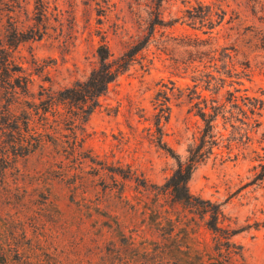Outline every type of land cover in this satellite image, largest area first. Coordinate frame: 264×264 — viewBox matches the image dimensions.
I'll use <instances>...</instances> for the list:
<instances>
[{
  "label": "rangeland",
  "instance_id": "1",
  "mask_svg": "<svg viewBox=\"0 0 264 264\" xmlns=\"http://www.w3.org/2000/svg\"><path fill=\"white\" fill-rule=\"evenodd\" d=\"M42 1L36 20L34 0H0V169L7 175L0 184V264H264V0ZM154 6L158 20L146 44L73 129L83 154L98 162L85 157L78 164L64 154L72 128L58 120L52 143L11 153L8 75L28 77L14 110L17 125L26 107L35 126L37 114L24 101L85 78L100 42L116 55L146 36ZM208 8L211 22L186 16ZM184 35L208 38L215 59L188 61L194 55ZM207 70L224 78L216 92L191 79ZM226 89V107L238 118L218 115L215 130L230 134L229 144L218 141L187 181L203 206L218 207L213 230L207 211L173 200L163 182L200 124L193 114L196 102L202 105L198 93L208 105L210 97L224 100ZM249 101H257L253 112Z\"/></svg>",
  "mask_w": 264,
  "mask_h": 264
},
{
  "label": "trees",
  "instance_id": "2",
  "mask_svg": "<svg viewBox=\"0 0 264 264\" xmlns=\"http://www.w3.org/2000/svg\"><path fill=\"white\" fill-rule=\"evenodd\" d=\"M34 9L37 13L35 15L36 20L41 19V15L44 13V3L42 0H34ZM187 18L197 19L203 21L205 19L211 22V11L210 8L206 9L205 12L193 13L190 9H187ZM157 6L152 10V18L150 20L151 29L147 35L138 39L134 43L127 46L120 53L113 55L107 45L104 42H100L96 46L97 63L90 68L85 78L81 80H75L68 86H63L56 90H50L48 88H41L37 92V96H31V101H24L25 106H32L34 113L37 114V124L30 126V111L23 107L21 109L22 118H20L21 126L16 123V114L14 110V102H16L17 95L20 93H26V80L28 77L22 75L9 76L5 79V105H4V122L6 132L9 134L10 139L8 147L11 153L14 154H26L30 151L39 149L47 141L53 142L58 136L55 132L57 123L53 121H67L71 124V139H66V146L62 150H66L64 154L71 155L76 162L80 164L85 157L91 162H98L89 154H83L81 148V137L78 136L74 129L81 128V124L86 119L87 114L98 104V96L104 92L107 85L113 81L121 72H123L130 63L135 59L136 53L146 44L148 37L150 36L151 30L157 19ZM218 15V13H216ZM187 41L182 43L187 47V52L194 55L188 61L197 60L202 62V65H209V62L215 59L216 47L213 46L208 38H200L197 35L192 37L184 35ZM226 66V65H225ZM218 71V69H215ZM225 76L229 74V66L223 71ZM12 78V81L11 79ZM23 78V79H22ZM192 80L197 79L203 82V88L213 89V92L218 91L219 84L215 83L217 80L223 82L224 78L221 76L214 75L211 70H207L199 73V77H192ZM197 83V82H196ZM194 83V84H196ZM212 84V86H210ZM224 100H218L216 97H210L207 105V98L204 95L198 93V96L202 98V105L198 102L194 105L196 107L193 114H196L200 120V124L197 126L196 132L192 133L190 140L186 143L185 154L180 157L179 155L175 159V166L165 178L163 186L167 189L170 197L187 206L193 212L202 213L207 211L208 219L205 222L206 226L210 229H217L216 218L219 213V209L213 203H209V207L206 208L200 202V199L192 194L187 187V181L190 177L193 168L207 157L213 151V146L222 139H226L229 144L231 135L222 138V133L215 130L216 117L220 115L224 121L231 122L232 119L238 118L236 111L232 107L227 108ZM231 94L230 99H235ZM29 104V105H27ZM66 105V112H61L58 107L59 105ZM257 107V101H249L248 109L253 112ZM238 111V110H237ZM239 111L246 112L243 108H239ZM51 116V118H49ZM245 116V115H244ZM234 127L233 123H230ZM234 130L231 131V133ZM60 135V132H58ZM68 148V150H67ZM66 156V155H65ZM259 173H256V176ZM264 173L260 172L259 177L262 178ZM6 169H0V184L6 183ZM122 176H125L124 174ZM19 255L24 252L22 249H15ZM198 262L204 263L202 258H198ZM230 263V262H229ZM145 264H148L145 263ZM151 264H157L156 262ZM239 264V263H237Z\"/></svg>",
  "mask_w": 264,
  "mask_h": 264
}]
</instances>
